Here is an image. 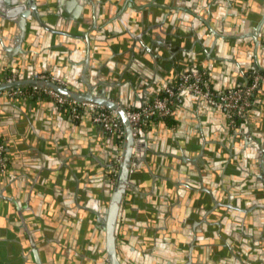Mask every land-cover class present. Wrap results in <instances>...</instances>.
<instances>
[{
    "label": "crops",
    "instance_id": "obj_1",
    "mask_svg": "<svg viewBox=\"0 0 264 264\" xmlns=\"http://www.w3.org/2000/svg\"><path fill=\"white\" fill-rule=\"evenodd\" d=\"M86 1L99 36L86 76L138 108L188 69L207 71L216 90L264 71V0ZM67 2L39 0L47 27L28 25L20 46L18 24L2 16L7 0H0V82L14 61L24 75L56 74L70 86L85 58L80 15L91 7L69 11ZM48 102L0 91L9 164L0 181V264H37L36 256L41 264H110L104 216L114 189L105 163L117 151L109 141L116 133L94 130L88 114L70 123L64 107ZM141 129L146 144L117 227L122 263L165 264L192 253L213 264H264V176L256 158V142L264 144V82L237 126L225 109L187 95Z\"/></svg>",
    "mask_w": 264,
    "mask_h": 264
},
{
    "label": "water",
    "instance_id": "obj_2",
    "mask_svg": "<svg viewBox=\"0 0 264 264\" xmlns=\"http://www.w3.org/2000/svg\"><path fill=\"white\" fill-rule=\"evenodd\" d=\"M38 3L39 0H7V5H2L3 10L2 16L7 18L9 22H16L18 25L17 28L20 29V33H18V40H20V46L22 44V41L26 38V30L28 25H32L34 21H37L41 27L46 28L47 25L42 21V17L40 16V12L38 10ZM92 3H89L86 0H70V2L66 4L65 8H67L69 11L73 7L81 8L80 6H88L91 7V13H88L87 15L81 14L82 23L84 22V31L81 32L80 37V47L81 51H83V55H85V58L81 59L80 64H83V68L77 67V72L74 73V80L70 82V86L66 84V81L59 77L56 74H53L55 79L54 80H35L32 79V73L31 75H24L17 71V65L14 61H11L6 64L5 71L2 77V81L0 82V91L7 92L11 87H15L18 85L23 84H37L44 87H49L52 89L57 90L58 92L62 93L63 95L76 99L78 101H90L95 102L98 104H101L105 107L116 109L117 112L120 114V116L123 119L124 126H125V135L123 137H119L117 134L109 135V141L113 140L114 145L116 147V152L106 160L105 166L108 168L107 174H108V180L113 186V193L110 197V202L106 211L105 217V225L104 228L106 229V235H107V251L108 255L110 257V264H124L122 263L120 259L119 254V248L117 247L118 241H117V227H118V221L121 218L120 210L122 208V204L124 202V199L126 195L129 193V190L133 188V180H132V172L131 169L133 166H137V159L138 158V152L144 147L146 144V137L145 135H142V129L139 127L138 129L134 130L133 126L128 118L127 111L128 109H137L139 106L132 105L129 103V100L127 97L124 96L122 92H116L115 90L108 88L109 86L105 85L103 81L98 80L97 78H87L89 65H90V51L92 48V43L99 39V36L96 35L95 30H97V21L96 19V12L95 8L92 7ZM129 6H133V3L131 2ZM180 6V5H179ZM71 7V8H70ZM137 8V7H133ZM182 9L181 7L177 8ZM179 11V10H178ZM120 13H117L116 17L120 18ZM92 19V30L89 29V27L86 25L88 22H90L89 19ZM36 19V20H35ZM89 20V21H88ZM264 25V17L262 19V23L260 25L259 30L262 29V26ZM102 26V25H101ZM54 31V29H53ZM65 33V32H64ZM16 35V36H17ZM199 72V69H188L187 71H184V73L189 72ZM16 73L17 80L13 83H7L6 78L12 74ZM183 73V74H184ZM8 95V94H7ZM193 95V94H188ZM13 96V95H9ZM187 96V95H186ZM185 96V97H186ZM197 99L206 101L204 98H202L199 95H193ZM26 95H19L18 98L20 101L24 100ZM184 97V98H185ZM38 100H41V98H37ZM49 105L53 107L54 110H61L62 108L59 107L54 101L48 102ZM44 104V103H41ZM40 104V105H41ZM145 103L144 105H146ZM143 105V106H144ZM18 106V105H16ZM211 108H220V107H213L210 105ZM223 109V108H222ZM70 115V114H69ZM19 116V114H18ZM65 117L68 118V116L65 114ZM91 122L92 121L91 115H89ZM70 123H74L78 126V121H75L73 118L68 119ZM95 127L93 129H97L98 126L100 129V125L94 123ZM136 132V135L134 134ZM138 135V136H137ZM100 138L102 139V132L100 134ZM123 139L122 146H119V140ZM5 143V142H4ZM263 144V143H261ZM256 158L258 159V163L262 168V172L258 173L257 175L260 177L264 176V144L260 145L259 142H256ZM134 155L136 156L134 158ZM95 161L98 163H102L101 159L98 158L95 154L92 156ZM102 158V156H101ZM118 166L117 175L114 179V169ZM2 176H0V179ZM126 211L129 212V209H126ZM32 241V239H31ZM33 242V241H32ZM34 245V242H33ZM177 257L176 259H167L165 264H213V262H210L209 260H205L204 258L196 260L192 253L191 255H183L182 256L176 253L174 255ZM37 258V264H41V260L36 256ZM160 259V258H159ZM127 264V263H126ZM129 264V263H128ZM135 264H139L136 262ZM145 264H156L153 260V262H145Z\"/></svg>",
    "mask_w": 264,
    "mask_h": 264
},
{
    "label": "built area",
    "instance_id": "obj_3",
    "mask_svg": "<svg viewBox=\"0 0 264 264\" xmlns=\"http://www.w3.org/2000/svg\"><path fill=\"white\" fill-rule=\"evenodd\" d=\"M35 80H54L55 78L46 73H35ZM17 80L16 73L6 78L7 83ZM264 82V71L252 74L248 82L240 86L216 90L212 87L207 71L187 72L181 76L175 85L167 86L157 98L137 109H128L127 115L136 130L152 118L168 117L174 105L183 101L188 94L199 95L213 107H220L227 111L230 123L237 126L238 121L244 117L252 105V97L255 90ZM8 95H37L48 98L56 104L64 107L73 119H80L84 115H91L92 121L100 125L105 131L116 133L119 137L125 135V126L122 117L116 109L105 107L90 101H78L67 97L55 89L37 84H23L11 87ZM136 135V132H134ZM7 147L0 136V173L8 169ZM118 166L114 169V181Z\"/></svg>",
    "mask_w": 264,
    "mask_h": 264
},
{
    "label": "flooded vegetation",
    "instance_id": "obj_4",
    "mask_svg": "<svg viewBox=\"0 0 264 264\" xmlns=\"http://www.w3.org/2000/svg\"><path fill=\"white\" fill-rule=\"evenodd\" d=\"M7 170H8V169H7ZM7 170H6L5 172H1V173H0V176L4 177L3 175H5V173L7 172ZM0 181H1V179H0Z\"/></svg>",
    "mask_w": 264,
    "mask_h": 264
}]
</instances>
